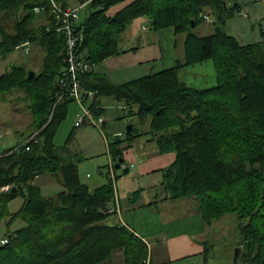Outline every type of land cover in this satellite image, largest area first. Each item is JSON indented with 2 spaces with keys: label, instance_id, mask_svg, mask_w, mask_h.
Returning a JSON list of instances; mask_svg holds the SVG:
<instances>
[{
  "label": "trees",
  "instance_id": "16d2710c",
  "mask_svg": "<svg viewBox=\"0 0 264 264\" xmlns=\"http://www.w3.org/2000/svg\"><path fill=\"white\" fill-rule=\"evenodd\" d=\"M56 1L85 3L75 25L78 53L92 65L79 73L82 89L91 94L84 98V92L83 102L91 98L89 108L101 115V98L111 97L122 105L120 118L138 119L130 132L108 142L112 161L143 134L158 152H174L169 165L154 170L161 174L164 198L192 199L208 224L235 214L237 264H264V31L249 43L226 32L225 0H131L117 10L112 8L126 0ZM50 8V0H0V54L25 42H36L43 54L32 78L24 65L0 74V99L21 90L33 117L30 125L39 129L29 149L15 143L0 151V220L6 218L8 226L24 221L5 233L0 264H113L117 252L122 264H153L147 243L120 221L114 182L109 178L91 187L79 176L81 157L67 147L71 137L62 146L53 142L72 99L58 96L66 72L65 43L53 29ZM210 9L217 24L211 33L197 35L195 28L206 21L200 13L209 15ZM39 14L46 22L35 25ZM139 17L152 31L170 28L174 35L184 34V57L176 58L173 67L115 83L93 65L135 48L122 46L123 33ZM205 59L214 62L216 84L188 85L184 68ZM44 174L63 189L43 195L35 180ZM140 191L131 192L132 201ZM18 195L20 208L8 211L7 203Z\"/></svg>",
  "mask_w": 264,
  "mask_h": 264
},
{
  "label": "crops",
  "instance_id": "0c3cea01",
  "mask_svg": "<svg viewBox=\"0 0 264 264\" xmlns=\"http://www.w3.org/2000/svg\"><path fill=\"white\" fill-rule=\"evenodd\" d=\"M130 1L126 0L119 3L112 9L117 10ZM69 5L75 6L74 4ZM238 7L239 5L236 4V11L239 10ZM39 16L46 19L41 14ZM247 16L248 14L246 12ZM127 30L123 33L122 46L125 48H135L109 56L100 63L93 65L94 70L100 72V74L108 77L115 83H123L148 73H156L163 69L173 67L176 63V58L183 59L184 57V34H182L183 37L181 39L182 45L180 49H177L179 41H176V35H174L170 28L149 31L147 20L145 21L144 19L141 22V27L137 30L131 32ZM182 76L188 85L194 87H209L216 84V71L214 62L211 59H205L201 62L187 65L182 72ZM88 97H91L90 92L88 93ZM84 98L86 97L84 96ZM110 99L112 98H101V104L105 108L103 113L106 111V105L103 102L111 101ZM113 102L115 105H118L121 111L122 105L115 100ZM89 104L86 105L83 100L78 101L74 99L67 103L66 117L58 125L53 137L55 145H64L68 138L72 137L75 128L81 124L87 122L93 124L88 119L76 124L79 115L82 114L83 107H89ZM67 115L69 116L68 120L66 119ZM103 122L104 125V119ZM13 133L19 136L23 132L16 129L13 130ZM113 133H121V131H114ZM138 138L134 140L131 147L124 150L122 166L128 167V171L129 166L135 167L133 177L137 179L145 178L147 183L138 188L141 189L139 196L135 201H132L130 198L131 192L135 189H126L121 193L117 185V179H114L116 191L115 209L121 223L147 243L149 260L153 264H210L211 258H209V251L211 250L213 242L208 239L209 233H207L206 229L213 222L208 224L203 220L194 201L190 198H164L166 192L160 185L161 176H157V181L151 183L152 179L150 177H155L159 173L154 170L169 165L174 160L175 153L158 152L156 144L153 141H147L146 138L144 141L140 140L138 147L141 148V153L137 155L133 152V146ZM147 146L149 147L148 149H146ZM149 150H151V154H149ZM110 161L111 163L113 162L109 154L107 163L111 164ZM100 173H102V170ZM87 175L88 172L86 173ZM114 176H116L115 171ZM109 177L107 175L105 180L104 178L97 180L98 182L91 187L106 183ZM150 190L151 193H148ZM180 204L186 207L187 210L184 213L177 214L175 208ZM234 263L237 264V262Z\"/></svg>",
  "mask_w": 264,
  "mask_h": 264
},
{
  "label": "rangeland",
  "instance_id": "374dc122",
  "mask_svg": "<svg viewBox=\"0 0 264 264\" xmlns=\"http://www.w3.org/2000/svg\"><path fill=\"white\" fill-rule=\"evenodd\" d=\"M225 1L227 2L228 7L225 11V16H227L224 27L225 31L232 34L240 43H249L259 40L261 38V32L264 31V0ZM84 4L85 3H75L74 5L75 7H80ZM236 4L239 5L238 11L235 10ZM240 9L243 10V12H247L248 16L246 17V15L240 13ZM209 11L211 20H206L195 28L194 32L197 35H206L211 33L215 24H217V22H215V12H212L211 9ZM79 13L81 19L84 15V10L80 9ZM11 18L14 19L12 16ZM35 18L38 19L34 21L35 25L46 22V19L41 18L38 15H36ZM143 20V17L134 19L129 24L127 31L131 32L140 28ZM182 37V34L176 35L175 37L176 41H179L177 49H180V46L182 45ZM28 48L30 50L28 52L24 50V47H17L9 52L0 54V74L9 70L13 65H24L29 68V70H33L36 73L41 67L43 58L42 50L37 46L36 42L30 43ZM110 100L111 101L103 102L106 105V111L103 115L101 114V116L105 120V124H100V127L88 122L81 124L75 128L71 140L67 143L69 150L81 157L78 162L79 176L82 181L88 183L90 186L96 184V182H98L97 180H101L102 178L105 180L107 175L110 176L109 173L111 172V168L110 164L107 163L109 157L108 142L111 141L115 134H117H114L113 132L121 131L122 133L129 123L138 122L136 117L132 118V122L129 121V117L119 118L121 116H119V114H122V111H120L118 105L114 104L112 99ZM90 102L91 100L89 99L85 102V104L88 105ZM68 118L69 116L67 115L66 119L68 120ZM32 120L33 117L28 107V101L24 97L21 90H15L12 93L5 94L4 97L0 99V150L14 145L19 137L23 138L35 130V128L30 125ZM146 127L147 125H144L142 128ZM16 129L21 130L23 132L21 134L23 135H15L13 130ZM147 137V134H143L135 141L133 146L134 153L137 155L141 153V148L138 147V144L140 143V140L144 141ZM148 148L149 147L147 146L146 149ZM148 152L149 154L152 153L151 150ZM112 163L114 164L115 161ZM124 167L125 166H121L117 169H114L113 167L116 175H118L117 185L121 193L126 189H138L140 186L147 183L145 178L137 179L133 177L135 167L129 166L130 168L127 172L123 171ZM101 170L102 173H100ZM87 172L88 175L86 176ZM157 176L160 177L161 174L158 173L155 177H150V179H152L151 183H155L157 181ZM149 181L148 183H150ZM35 183L40 186L41 192L45 196H53L63 189V186L49 174L41 175ZM149 192L151 193V190L148 191V193ZM22 202L23 197L21 195L11 199L7 203L8 211L13 212L19 209ZM175 209L177 214L184 213L187 210L186 207L181 204ZM6 221V218L0 220V239L5 236L7 230H14L15 228L24 225V221L21 219H15L9 226ZM206 230L207 233H209L208 239L213 242L211 250L209 251V258H211L210 264H224V262H227L225 264H235L233 256L235 248L237 247L236 243L240 239L238 219L236 215L230 214L227 215V217H222L218 221L208 225ZM112 261L113 264H122L119 252H117Z\"/></svg>",
  "mask_w": 264,
  "mask_h": 264
},
{
  "label": "built area",
  "instance_id": "2783aa9c",
  "mask_svg": "<svg viewBox=\"0 0 264 264\" xmlns=\"http://www.w3.org/2000/svg\"><path fill=\"white\" fill-rule=\"evenodd\" d=\"M51 1V13L54 17V27L53 29L59 35L62 36L64 43H65V57L64 61L66 63V72L64 76L59 79V85L61 86V90L58 93L59 98L62 94H67V96L71 99L81 101L83 100L84 90L81 87L79 73L83 71H87L91 68V64L78 53L77 50V42H78V35L75 32V25L78 23L80 19V7H75L72 5L63 6L56 0ZM35 11L41 12L43 11V7H35ZM243 15H246V12L240 11ZM201 17L205 20H211V17L207 13H200ZM47 31L52 30L51 26L46 27ZM29 42L23 43L20 47H24L26 52L29 51L28 48ZM86 93V92H85ZM89 93V92H88ZM85 119H88L96 126L100 127V124L103 123V118L101 115H94L92 110L89 107H83L82 114L79 115L78 121L76 124L81 123ZM39 129H35L23 138H20L19 143L20 145L24 146L25 149H29L30 142L35 141L37 142V134ZM116 135H121V133H117ZM111 172H110V179L114 182V169L113 163L110 164ZM115 184V182L113 183ZM8 238L5 236L0 239V243L7 242Z\"/></svg>",
  "mask_w": 264,
  "mask_h": 264
},
{
  "label": "water",
  "instance_id": "95a60500",
  "mask_svg": "<svg viewBox=\"0 0 264 264\" xmlns=\"http://www.w3.org/2000/svg\"><path fill=\"white\" fill-rule=\"evenodd\" d=\"M223 3L225 4V2L223 1ZM35 75V72L33 70H29L28 71V78H32L33 76ZM85 97L87 98L88 97V93H86ZM133 128V123H129L126 128H125V131L126 132H130ZM123 161H124V158L123 156L121 157H118L114 163V169H117V168H120L122 165H123ZM124 172H127L128 171V167H125L123 169ZM239 251H240V247L237 246L235 248V251H234V256H233V261L236 262L237 261V256L239 254Z\"/></svg>",
  "mask_w": 264,
  "mask_h": 264
}]
</instances>
